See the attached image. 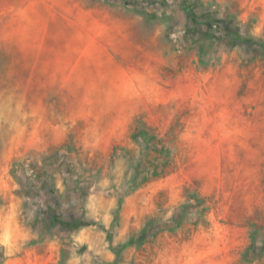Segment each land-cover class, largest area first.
Segmentation results:
<instances>
[{
	"label": "rangeland",
	"instance_id": "1",
	"mask_svg": "<svg viewBox=\"0 0 264 264\" xmlns=\"http://www.w3.org/2000/svg\"><path fill=\"white\" fill-rule=\"evenodd\" d=\"M0 264H264V0H0Z\"/></svg>",
	"mask_w": 264,
	"mask_h": 264
}]
</instances>
